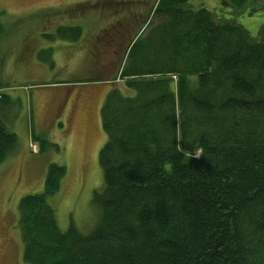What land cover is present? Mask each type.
Wrapping results in <instances>:
<instances>
[{
	"label": "trees",
	"instance_id": "1",
	"mask_svg": "<svg viewBox=\"0 0 264 264\" xmlns=\"http://www.w3.org/2000/svg\"><path fill=\"white\" fill-rule=\"evenodd\" d=\"M189 1L154 0L144 11L148 0H81L49 11L111 10L115 22L91 43L118 37L116 54L129 18L150 32L124 43L107 81L97 221L87 234L59 230L46 197L65 168L50 163L43 193L19 201L24 263L264 264V24L252 36L237 21L264 11V0H219L228 18ZM81 33L59 25L45 38ZM12 104L2 92L0 164L18 145Z\"/></svg>",
	"mask_w": 264,
	"mask_h": 264
},
{
	"label": "rangeland",
	"instance_id": "2",
	"mask_svg": "<svg viewBox=\"0 0 264 264\" xmlns=\"http://www.w3.org/2000/svg\"><path fill=\"white\" fill-rule=\"evenodd\" d=\"M78 1L81 0H0V24L4 29L0 37V92L5 91L14 98L9 108L11 123L8 125L18 138L16 150L0 164V253H7L8 257L6 263L0 264H26L22 260L18 205L25 195L43 193L51 155L47 152L40 155V152L50 143L45 151L55 152L56 144L53 142L62 141L68 132H57L61 129L58 118L68 116V126L72 130L78 129L75 138L80 139L81 135L87 134L84 153L101 139L99 111L109 89L107 81L117 73L124 43L126 45L144 29V25L137 24L135 17L129 18L136 20L131 25L133 27L129 26L133 30L128 39L121 41L117 54L110 46H117L118 37L111 36L95 47L91 42L102 31L110 29L117 15L108 9L99 12L79 10L64 16H54L55 12H49L69 6L71 9ZM148 1L147 5L141 3L139 7L148 11L154 0ZM189 2L193 6L215 10L219 15L224 12L223 17H229L228 8L221 7L219 0ZM237 21L256 36L264 24V11L260 10L253 16L243 15ZM73 24L82 27L78 41L45 38L48 34L54 35L56 26ZM149 32L150 28H147L141 36L146 37ZM115 81L118 82L117 79ZM115 83L112 86L120 84ZM76 90L82 92L83 99L78 107L73 108L71 99L73 93H79ZM41 95L47 98L44 105L37 103ZM68 97L70 99L67 100ZM66 106L70 108L69 115L62 114ZM78 127L85 132L79 131ZM195 156L198 157L199 152ZM49 162L65 168L59 190L46 197L59 230L64 232L74 226L83 234L89 233L98 218V210L93 203L94 193L103 188L98 157L93 161L85 153L72 162L66 163L62 158Z\"/></svg>",
	"mask_w": 264,
	"mask_h": 264
},
{
	"label": "crops",
	"instance_id": "3",
	"mask_svg": "<svg viewBox=\"0 0 264 264\" xmlns=\"http://www.w3.org/2000/svg\"><path fill=\"white\" fill-rule=\"evenodd\" d=\"M78 91V90H76ZM79 93L75 92L72 94V99L73 100V108L75 107H78L79 105V101L83 99V94L82 92L78 91ZM10 100L13 102V97L12 95H8ZM70 99L69 97L67 98V100ZM47 98L46 96H39L38 97V100H37V103L41 104V105H44V102H46ZM103 104V103H102ZM101 104V106H102ZM66 105H67V101H66ZM100 106V108H101ZM44 107V106H43ZM75 110V109H74ZM70 111V108L68 106H66V110L62 113L63 115L65 114H68L69 115V112ZM100 113V111H99ZM68 117V116H67ZM58 118V120L60 121V125H61V129H59L57 132H66L68 131L65 135H64V139L62 141H57V142H53L54 145L56 144V151L53 152V151H45L49 146H47L45 149H43L40 153V155L44 154V153H49L51 155V157L48 159V163H51L49 161H58L60 158H62L66 163L68 162H72V161H75V160H78L79 158H81L85 153H88L91 158H93V161H97V157L99 155V151H100V148L101 146L103 145V143L105 142V133L104 131H102L103 129L100 128L99 126V132L101 133V139L92 144L91 148L88 150V152H85L84 153V148L87 144V134L84 133L83 135H81L80 139H77L75 138V132L78 131L77 128H74V130H72V127L71 126H68L67 122H66V118ZM69 120V119H68ZM101 121V119H100ZM70 125V124H69ZM79 128V131L82 130L85 132L84 129ZM56 132V131H55ZM74 134V136H73ZM82 139V140H81ZM71 169H68V171H70Z\"/></svg>",
	"mask_w": 264,
	"mask_h": 264
},
{
	"label": "flooded vegetation",
	"instance_id": "4",
	"mask_svg": "<svg viewBox=\"0 0 264 264\" xmlns=\"http://www.w3.org/2000/svg\"><path fill=\"white\" fill-rule=\"evenodd\" d=\"M2 253H0V263L1 262H7V259H8V257H7V253H4L3 255H1Z\"/></svg>",
	"mask_w": 264,
	"mask_h": 264
}]
</instances>
